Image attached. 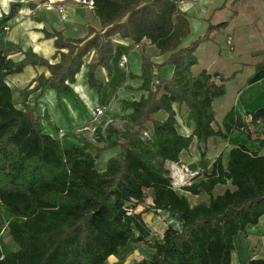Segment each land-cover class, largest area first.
Listing matches in <instances>:
<instances>
[{
	"label": "trees",
	"instance_id": "obj_1",
	"mask_svg": "<svg viewBox=\"0 0 264 264\" xmlns=\"http://www.w3.org/2000/svg\"><path fill=\"white\" fill-rule=\"evenodd\" d=\"M45 2H12L0 16V35L22 7L35 9ZM92 2L101 29L90 26L77 38L45 30L46 37L55 38L53 59L60 54L59 61L51 62L32 49L15 61L0 48V264H107L111 255L124 259L140 243L152 250L133 264H233L234 237L264 216V153L241 143L210 164L204 148L202 171L183 187L209 196L195 205L175 189L167 167L168 162H179L195 141L207 145L212 138L226 140L240 130L252 139L250 125L264 124V113L242 114L236 107L219 124L213 102L225 94L231 76L206 69L198 75L192 72L199 45L226 22L214 24L208 18L205 34L184 45L191 25L179 0ZM117 36L134 44L148 40L167 57L156 63L142 49L141 95L123 101V110H129L121 115L124 123L97 122L96 141L120 147L101 169L103 147L77 130L62 136L46 131L43 118L48 120V115L41 116L27 98L50 86L60 98L67 95L81 105L73 84L85 57L95 50L87 78L100 91L103 82L97 71L104 68L111 74ZM29 64L46 67L50 75L39 73L25 87L23 107H18L7 78ZM167 65L171 77L162 76L161 68ZM261 68L264 62L256 64ZM182 107L187 108L189 134L179 127ZM158 112L166 116L154 117ZM262 133L258 140L264 147ZM219 185L226 188L215 193ZM150 190L149 208L164 210L178 222L168 224L159 237L145 220L146 208L138 209ZM5 231L10 243L4 241ZM247 264H264V252L257 255L252 249Z\"/></svg>",
	"mask_w": 264,
	"mask_h": 264
},
{
	"label": "crops",
	"instance_id": "obj_2",
	"mask_svg": "<svg viewBox=\"0 0 264 264\" xmlns=\"http://www.w3.org/2000/svg\"><path fill=\"white\" fill-rule=\"evenodd\" d=\"M14 1L28 2L35 0H8L7 4L0 0V16L9 10L10 4ZM46 3H51L52 7H49V4ZM46 3V5L43 4L35 9L27 5L22 7L17 16L9 21V29L4 30L0 35V48L13 60L19 61L23 59V51L32 49L38 55L50 59L51 62L59 61L60 54L53 59L57 51L55 38L46 37L45 30H59L66 37L77 38L85 36L90 26L96 29H101L102 27L100 19L84 0H46ZM179 5L187 14L191 25V33L185 39L184 45L189 44V41L205 34L208 27V18H211L214 24L221 22H226L227 24L221 29L212 31L210 39L199 45L201 47L203 44L210 43L212 44V49H221L222 46L221 48L216 47V43L221 45L220 41L222 39L218 37V41L216 40V36L220 34L218 31L225 30L228 35L225 38V44L226 46L230 45V50L232 51L230 60L234 65V69L226 75L220 70H217L227 77L231 76L225 84V94L215 98L213 102L217 112L216 119L218 123H222L226 113L233 107H236L242 114L247 110L254 111L258 114L264 113V69H256V64L264 62V0H179ZM216 15L219 17L214 22L213 18ZM116 40L118 41V46L116 47L115 54L120 57V60L123 56H126L128 60L125 65L127 66L129 74L133 73L137 75L135 77H131L130 75L129 81L131 83H128V86L132 89L136 88L135 85L137 83H139V86L141 84V80L138 77L141 70L136 73L132 72L129 67V56H127L126 48L136 49L138 51V61L140 63L142 62V49H145L146 53L156 63L163 62L167 57V54H160L157 51L158 49L150 44L148 40H144L142 44H134L130 40L119 36L116 37ZM151 50L153 52L150 53L149 51ZM218 54L221 55V51ZM95 58V50H92L85 57L81 71L77 74L76 82L73 84V88L81 99V105H78L76 100L70 96L62 95L60 98L57 91L50 86H46L41 95H39L40 90L28 95L27 103L30 105L36 104L38 113L41 116L48 115L49 118L47 119L50 121L43 118L46 131L53 133L50 130L51 126L59 127L56 120L60 119V117H64L67 120L70 119L71 128L69 130L58 128V133H53L58 136H62L70 130L79 131L94 122L95 109L100 105V97L95 92V89L89 85L87 72L89 64ZM197 64H199V58ZM99 70L103 73L102 68ZM211 71L214 72L215 70ZM42 72L47 76L50 75V71L46 67L29 64L21 73H14L8 76L7 81L13 90V98L18 107H23L25 87L30 85L33 79ZM168 75V77H171L172 67ZM231 88L233 89L232 95L228 96L229 89L231 90ZM140 95L141 91L139 90V95L137 96ZM60 102L63 104L62 106H59ZM100 117H98L99 121L110 118L111 116ZM245 118L247 121H250L252 116L250 114L245 115ZM250 127L252 139L248 137L246 131L240 130L231 134L226 140L212 138L207 146L209 147L212 143L213 150H219L216 157L241 143L249 146L251 149H259L261 153H264V147L260 146L258 140V137H263L264 124L256 127L251 124ZM190 132L188 131L186 134ZM233 138L234 142L231 144L230 140L232 141ZM216 157L211 160L210 164ZM177 191L185 195L192 205L201 202L198 200L199 194H192L185 189ZM171 221H175L173 224H178L172 217ZM165 229H163V232ZM246 231H242V233H245L247 237L249 235V238L250 236L257 238L258 243L256 244L258 247H256V244L251 245V250L255 249L256 254L260 255L264 252V216L260 218L257 224L247 226ZM250 257L251 251L247 256L245 264L248 263Z\"/></svg>",
	"mask_w": 264,
	"mask_h": 264
},
{
	"label": "rangeland",
	"instance_id": "obj_3",
	"mask_svg": "<svg viewBox=\"0 0 264 264\" xmlns=\"http://www.w3.org/2000/svg\"><path fill=\"white\" fill-rule=\"evenodd\" d=\"M218 15L214 16L213 21L218 20ZM218 34L216 36V40L218 41V37L221 39V45L219 43H216L217 48L221 49H212V44L206 43L203 44L199 49L196 50V54L199 58V64L195 65L192 69V72L194 75H198L203 69H206L210 72H213L211 70H220L225 75L232 72L234 69V65L231 62V56L232 51L230 50V45L225 44V38H227V33L225 30L218 31ZM189 36V35H188ZM224 39V42H223ZM116 41V47L118 46V41ZM188 42V40H186ZM191 41H189L190 43ZM213 42V41H212ZM227 42V41H226ZM188 45V44H187ZM116 47L114 50V55L112 57L111 63H112V72L110 75H108L107 71L103 69V73L100 71L97 76L100 80L103 82V86L100 91L95 88V92L98 94L99 98V104L98 106H102L104 108V114H102V118L104 116H111L113 119L112 122L117 125H121L124 123V120L121 118L123 113H127L129 110H123V101L124 100H132L139 95V89L137 86H139V83H137L135 86V89H132L128 86L130 74L127 69L126 65L121 64L120 57L115 54ZM145 48V47H144ZM158 51V50H157ZM221 51V55L218 54V52ZM150 53L153 52V50L149 51ZM159 52V51H158ZM127 56H129V67L131 68L132 72L136 73L141 70V63L138 61V51L136 49H128L126 48ZM254 57V56H253ZM255 58V57H254ZM171 70V66L167 65L161 68L162 76L168 77L169 72ZM214 71V72H215ZM233 89H229V95H232ZM73 98V97H72ZM262 99V97H261ZM78 104V102L76 101ZM62 106L63 104L60 102L59 106ZM79 105V104H78ZM177 107V105H176ZM121 112V113H120ZM220 112V110H219ZM186 114H187V108L182 107L178 111V120H179V127L180 130L184 133H188V131H191V128L185 125L186 121ZM99 116V117H100ZM166 116L164 112H158L154 114V117L163 119ZM100 117V118H101ZM110 119V118H109ZM107 119L100 120L99 123H102L103 126H106ZM57 125L59 127L51 126V131L53 133H58L59 129H66L69 130L71 128L70 126V119H65L64 117H60V119L56 120ZM99 125L97 122H93L90 124L87 128H82L79 130V133H82L85 137L92 140L97 145H100V147H103V150L100 154V157L98 159V167L103 169L105 167V164L107 163V160L109 157L113 155H117L120 151V147H112L107 148L105 143L98 142L95 139L94 136V130L95 126ZM147 125L151 127V123L148 122ZM59 128V129H58ZM49 130V131H50ZM234 142V138L230 143L232 144ZM207 148L206 151V157L209 161H211L213 158L216 157V154L219 152V150L214 151L212 143L209 145L201 144L198 145V143L195 141L191 148L185 151L182 154V158L179 162H168L167 167L170 169V174L173 179V184L175 186L176 190H184V185L190 184L192 177L197 173V171H202L201 166V157L203 149ZM226 188L225 185H219L217 186L215 193H221ZM151 190L148 194L145 205H140L139 210H142L144 207L145 209V220L150 225L154 231L155 236L159 237L161 236L163 229L166 228L168 224L175 223L171 221V217L169 214H167L164 210H153L149 208V206H152V197H151ZM189 194V193H188ZM209 196L205 193L199 194L198 200L200 201H208ZM0 210H1V203H0ZM3 238L5 242L10 243V238L7 235L6 231L3 234ZM258 243V240L255 236L247 237L245 233H238L234 237V252L232 255L233 264H245L247 260L248 254H250L251 251V245H255ZM256 247L258 245L256 244ZM248 249V250H247ZM151 247L149 244H137L136 249L127 254L124 259H121L118 256H111L108 259L107 264H133L134 262L147 257L151 252Z\"/></svg>",
	"mask_w": 264,
	"mask_h": 264
},
{
	"label": "built area",
	"instance_id": "obj_4",
	"mask_svg": "<svg viewBox=\"0 0 264 264\" xmlns=\"http://www.w3.org/2000/svg\"><path fill=\"white\" fill-rule=\"evenodd\" d=\"M91 8H92V4H93V2H92V0H84ZM46 3V2H45ZM44 3V5H46V4H49V7H52V4L51 3H46L45 4ZM61 11H63L62 9H61ZM7 29H9V26H6V30ZM127 57L126 56H123L122 57V59H121V64L122 65H125L126 64V62H127ZM102 114H104V108H102V107H100V106H98V107H96V109H95V118H94V121L95 122H98L99 120H98V117L100 116V115H102ZM112 119L110 118V119H108L107 120V122L106 123H109L110 121H111ZM87 128V127H86Z\"/></svg>",
	"mask_w": 264,
	"mask_h": 264
},
{
	"label": "clouds",
	"instance_id": "obj_5",
	"mask_svg": "<svg viewBox=\"0 0 264 264\" xmlns=\"http://www.w3.org/2000/svg\"><path fill=\"white\" fill-rule=\"evenodd\" d=\"M3 3L7 4L8 0H2Z\"/></svg>",
	"mask_w": 264,
	"mask_h": 264
}]
</instances>
